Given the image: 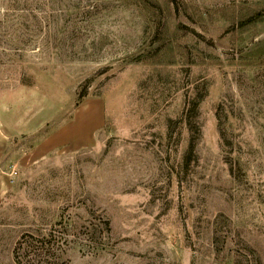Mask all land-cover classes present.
I'll use <instances>...</instances> for the list:
<instances>
[{
    "label": "rangeland",
    "instance_id": "obj_1",
    "mask_svg": "<svg viewBox=\"0 0 264 264\" xmlns=\"http://www.w3.org/2000/svg\"><path fill=\"white\" fill-rule=\"evenodd\" d=\"M50 232L65 264H264V0H0V264Z\"/></svg>",
    "mask_w": 264,
    "mask_h": 264
},
{
    "label": "trees",
    "instance_id": "obj_2",
    "mask_svg": "<svg viewBox=\"0 0 264 264\" xmlns=\"http://www.w3.org/2000/svg\"><path fill=\"white\" fill-rule=\"evenodd\" d=\"M57 240L49 233V237L42 239H34L20 241L14 249V258L17 264H65L60 261L59 256L55 254V245ZM30 249L29 253L19 256L21 249Z\"/></svg>",
    "mask_w": 264,
    "mask_h": 264
}]
</instances>
